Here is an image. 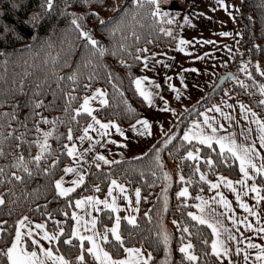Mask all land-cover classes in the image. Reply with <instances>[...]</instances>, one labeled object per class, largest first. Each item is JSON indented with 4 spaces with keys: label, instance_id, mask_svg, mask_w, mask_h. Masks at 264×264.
Here are the masks:
<instances>
[{
    "label": "trees",
    "instance_id": "obj_1",
    "mask_svg": "<svg viewBox=\"0 0 264 264\" xmlns=\"http://www.w3.org/2000/svg\"><path fill=\"white\" fill-rule=\"evenodd\" d=\"M40 2L0 0V24L12 29V33L6 34L7 38L0 42V52L4 53L0 55V149L4 152L0 156V168L5 170L0 176L4 181L0 183V194L6 201L0 206V225L6 230L0 248L11 240L17 220L23 214L32 220L43 221L49 228L61 225L66 234L61 240L67 238L72 225L69 210L74 198L90 191L93 185L100 188L98 193L101 194L110 179H118L131 192L135 187L140 190L136 224H129L124 218L120 221L125 246L147 248L153 256L149 264H161L165 249L159 241L167 233L170 259L178 264L181 254L177 249L181 246L182 233L173 221L181 227L189 226L190 231L199 232L202 238L211 241V229L192 221L187 213L195 210L198 194L208 191L209 182L216 175L231 179L240 175L237 159L226 150L221 154L215 143L212 148L196 141L190 145L181 135L189 120L199 116L203 106L224 95V92L217 93L224 83L179 115L143 154L117 160L119 163L99 162V168L91 162L85 182L68 197H60L54 185L70 161L64 148L65 144L72 142L66 138L68 131L72 129L74 139L90 118L86 113L75 116L82 97L95 86H101L106 90L108 103L97 109L98 119H111L120 126H128L140 119L147 105L135 88L134 78L143 72L142 55L159 50L173 53L180 23L176 17L171 24L160 21L151 15L153 6L147 3L138 6L134 0H123L108 15V0H53L51 11L41 16L40 27L23 23L33 13L44 11L39 7ZM73 19H77L82 30L99 42L103 55L86 43L80 35L81 29L72 24ZM238 19L242 49L250 50L251 61L261 59L264 63V0H248L245 6L242 5ZM101 20L106 23L100 24ZM162 28L165 31H161ZM167 30L172 32L171 36L165 34ZM142 49L147 51L142 52ZM138 56L140 59H136ZM249 71L247 81H243L246 82L244 87L239 82L229 90L248 103L264 122V105L260 104L264 100L260 91L264 86V75L255 69L253 63ZM69 76L75 79L70 80ZM69 96L76 99L69 101ZM38 103L40 107H36ZM45 119L49 123H44ZM48 132L51 135L47 138L50 148L45 154L46 159L39 168L34 163L28 164L33 175L29 177L22 170L13 168L18 155L22 154L26 161H31L40 152L38 144ZM196 148L200 149V159H184L186 150L195 152ZM209 158L213 160L212 165L207 164ZM54 161L58 162L56 167L49 168ZM169 161L184 175L188 197H177L176 191L182 182L175 176L171 187L164 190L165 166L174 173ZM160 164H163L162 168ZM195 166H199V172L195 171ZM45 168L49 169L47 175ZM12 172L21 175L23 180L11 178ZM201 174L206 177L204 181L200 180ZM189 180L191 183H187ZM256 183L264 195V177L257 176ZM111 221L110 211H101L97 219L99 231H105ZM183 235L185 243L190 239L196 245V253L202 257L198 264H219L215 256L202 255L204 251L210 253V245L206 248L195 235ZM109 239L112 240L110 236ZM73 245H79L77 238L73 239ZM104 246L112 252L109 245ZM52 247L59 248L61 254L76 264L78 247L63 243H54ZM85 258L91 259L87 253Z\"/></svg>",
    "mask_w": 264,
    "mask_h": 264
},
{
    "label": "snow or ice",
    "instance_id": "obj_2",
    "mask_svg": "<svg viewBox=\"0 0 264 264\" xmlns=\"http://www.w3.org/2000/svg\"><path fill=\"white\" fill-rule=\"evenodd\" d=\"M136 5H141L142 3H147L151 6H153V11L151 12V15L153 17L158 18L160 21L164 23L171 24L174 22L173 18H168L170 16V13L168 11L162 10L159 6V0H134ZM218 3L225 8L227 11L228 7L235 8L234 5L228 6L225 5L224 0H218ZM14 7H19V5H13ZM40 9H43V12L33 13L28 19L23 21L26 25H29L31 27H40L41 25V16L47 14L51 11L53 7V0H41L39 3ZM120 10L119 8L117 9ZM94 15L98 16L99 13H93ZM77 19H82L77 18ZM77 19L72 20V24L76 26V28L81 29L80 35L85 39L86 43L91 45L93 49H95L100 55H103V50L99 47V42L94 39L87 31L82 30L81 24L77 22ZM185 22H188L187 17H185ZM106 22L104 20L100 21V24L104 25ZM161 31H165L163 28ZM12 33V29L5 24H0V42H2L4 39L7 38L6 34ZM166 35L171 36L172 32L170 30H167ZM221 35H229V33H221ZM189 41H186L184 39H180L179 44L180 45H186ZM203 43H214V41H203ZM179 51H184L183 47H180L178 49ZM142 52H146L147 49H142ZM4 53L0 52V55H3ZM202 58V57H201ZM136 59H140V57H136ZM145 67H147V58H145ZM192 71H195V69H192ZM264 75V73H261ZM63 79V78H62ZM68 79L74 80V76H69ZM147 78H138L134 81V84L136 85V90L138 91L139 95L143 97V99L149 104V106L152 105V93L145 90L143 87L144 81ZM241 86L244 87L243 83L241 82ZM85 87H89L86 85ZM159 87V85H157ZM173 91H176L178 93V90L173 88ZM261 94L264 95V86L260 89ZM106 96V93L101 91L100 89H97L91 97H85L83 104H81L80 108L75 110V116L81 115V113H86L88 116L92 118L93 123H89L87 127L84 129V134L79 136L77 139H79L81 142L88 140L91 141L92 137L88 135L89 129L99 131L98 129L94 128V125H99L100 129H103L105 131L100 132L101 136L107 135V130L109 128H115L120 135H123V132L120 130L118 125L112 123L111 121L108 123H101L94 115H93V109L90 107V101L96 100L97 98L100 99L101 105H107L108 101L107 99H104L103 97ZM76 99L75 97L69 96V101ZM260 104L264 105V100L260 101ZM41 105L38 103L36 104V107H40ZM231 107V105H229ZM244 105H241V108H244ZM164 111H168L169 109L165 107L163 109ZM217 111L220 112L221 109L218 106H214L213 109H209V111ZM250 111V109H249ZM252 115L255 117V113L253 112ZM75 116L73 119H75ZM228 119L229 117H225ZM44 123H49L46 119L43 121ZM259 126V131L261 132V135L259 137L260 140V146L264 148V122H261L259 119H256L254 121ZM55 123V122H53ZM138 124L142 125L143 131L140 132L141 135H144L147 133L148 135H151V125L147 119L139 120L137 121ZM205 124H208V117H205L204 120ZM211 127V125H208ZM135 130L136 126H132ZM219 127H223V125H220ZM200 129L199 123H194L192 128H190L187 132L183 135V140L187 141L188 144H192V142L195 140L200 145H206L208 148H212V140L213 137L207 136L203 134V131H195ZM216 128H212V132H216ZM251 131V129H249ZM51 135L50 132L44 133V140L43 142L38 144V147L40 148V152L32 157L31 161H26L24 155H18L16 158L15 163L12 164L13 168H16L18 170H22L24 173H26L29 177L33 175L32 170L28 167L29 163H34L37 168L41 166L42 161L46 159L45 154L49 152L50 146L47 143V138ZM67 140L72 141L73 135H72V129H69L67 134ZM171 139V138H170ZM225 138H220L216 141L220 145V151L221 154L225 152V150L230 153L233 157L238 159L240 161V167L239 171L243 174V179L237 181L236 183L241 185V191H243V195L247 196L248 191H251L252 193H255L254 199H256L257 205L264 201V195H261V189L256 186L255 183H253L251 186L247 184L248 180H252L253 176L250 175V169L257 175L264 177V162L257 165L253 162L254 155H258L255 153V147L254 145H251L249 147H244L241 149V152L238 154L235 143L232 142L231 147H227L224 144ZM110 143H115V141H109ZM170 142V141H169ZM126 146V145H121ZM19 147V145H17ZM64 148L66 150V154L69 157H73L77 160L78 165V158H82L83 153L78 152L76 145L72 144L69 146L68 144L64 145ZM87 151H91V148L87 149ZM200 149L196 148L195 152L193 150H186V156L184 159L187 160H198L200 159ZM4 152L3 149H0V156H3ZM140 157H137L139 159ZM96 161H103L104 164L109 163H119V161H109L105 158L103 155H96L94 157ZM58 162L54 161L49 168L56 167V164ZM208 165L213 164V160L209 158L207 160ZM96 167L99 168L100 164L97 163ZM160 167H163V164H160ZM49 169L45 168L44 173L47 175ZM195 171L199 172L200 168L199 166H195ZM63 172L65 175L73 174L75 173L78 177V179H74L71 181V184L73 187H64V184L66 181L64 180V177L62 176L59 180L55 181V189L57 190V195L60 197H68L70 193L74 192L77 187H79L81 184L84 183V175L78 171V167H66L63 169ZM5 173L4 168H0V176H3ZM11 178L22 181L23 177L21 175H18L16 172L11 173ZM165 179H170L167 173H165ZM181 182H185L184 175H180L179 177ZM206 179L204 174L200 175V180L204 181ZM220 183H224L225 187L229 188L233 193H236V201L239 203V207L242 208L246 213H248L250 216H256L259 217V214L254 211L252 207H249L247 203H244L241 201V195L237 191V189L233 186V181L227 180L225 177L221 176L219 177ZM3 180H0V183H3ZM187 183H191V181H187ZM220 183H211L212 189H218L220 187ZM115 189H118L121 193H124L126 189L122 184H118L116 180L111 181V186L108 189L107 197H112L111 203H109L108 198L106 197L104 200H100L98 198H94L92 196L86 197L82 200H76L75 201V207L76 208H82L86 204H90L93 208H95L96 211H102L103 209L97 207L98 205H103L106 209H111L113 212H119L120 209L116 206V198L113 197V191ZM247 189V190H245ZM96 191H100V188L97 187L95 189ZM137 197V204L139 203V197H140V190L137 189L135 193ZM189 195L188 189L183 188L178 194L177 197H187ZM217 195L220 196L219 203L223 205L225 209H227L228 212L232 211L231 203L224 197L222 193H217ZM196 199H200V197H197ZM215 198H213L214 200ZM6 203L4 195L0 194V206L4 205ZM129 203H131L129 201ZM204 204H207V201L203 202ZM71 206V204L69 205ZM201 212L204 211V208H200ZM135 211H138V209H135ZM215 211V210H213ZM67 215V213H65ZM223 215V213H221ZM187 216L191 218L192 221H196L199 225H206L208 228L212 230V236L215 237V239H212L209 241L206 238H202L199 232L193 233L190 231L189 226L181 227L180 224H178L177 221H173V224L177 225V228L179 231H181L182 235L180 237L181 246L177 249V251L181 254V259L178 262V264H198V262L201 260V255H198L196 253V245L192 243V241L189 239L187 243L184 242L185 237L184 233H187L189 237L195 235L196 239L200 242H202L206 248L210 245V253L208 251H204L202 253L203 256L212 255L215 256L216 259L219 261V264H223L224 258H229L230 253L233 251L231 247L228 245V241H237V237L229 232V235L227 236L226 240L221 239V228H223V224L221 221L217 220L215 223H212L209 219H206L203 215H196L192 212H188ZM72 218L77 221V224L79 225L81 222V217L77 216L76 213H72ZM125 220L129 224L135 225L136 219L134 216L132 217H124ZM120 220L121 218L119 216L115 217V225L114 227L110 229H106L103 235H101L98 232H95V224L96 220H91V229H85L86 231H93V235L91 236H83L79 234V229L77 228L74 231H71L67 234V238L61 240V237H64L66 234L64 230L61 228L59 233L57 234H50L47 230H45V225L41 223H36L34 225L35 229L40 230L39 232L34 233L32 224L33 222L29 220V217L25 216L23 219L17 221V227L14 229V235L12 236L11 240L6 244L5 247L0 248V264H73V261L69 258H66L64 254L57 255L56 252H59V248H56V252H54L53 247L49 246L47 248L44 247V245L41 243V240L48 241L51 245L53 242L59 244L63 243L65 245L78 247L80 254L76 256L75 261L76 264H85V254L87 253L90 255L95 262V264H149V261L153 259L152 253H147V256L145 257L144 251L142 248H136V247H126L125 246V240L122 238L120 233ZM27 221V223H25ZM6 223V222H5ZM59 223V222H57ZM233 223H236V220L233 219ZM241 224H245L247 229L251 230L253 228L251 223H247V217H245L244 220L240 221ZM260 223L259 218H257V224ZM219 225V227H218ZM194 227V225H193ZM24 229V231H22ZM225 232H228V229H223ZM257 231L264 232V227H261L259 229H256ZM6 230L2 225H0V242H3V233ZM109 233L112 236V240L109 239ZM36 236H39L40 239H37ZM97 237H99V242ZM78 238L79 239V245L75 246L73 245V239ZM87 240L91 247H85L84 241ZM160 243L164 245L165 249V259L161 261V264H177V262H174L170 259L171 257V249H170V237L167 233L163 234V236L160 238ZM239 242V241H238ZM102 245H109L112 249V252L105 250V248ZM248 248H258L259 252L255 256L256 261L264 262V246L249 243L247 245ZM243 250L239 247H236L234 249V254L239 256ZM122 253L123 258H121ZM243 259L245 261V264L250 259V256L248 254L243 255ZM228 264H233V261L229 258Z\"/></svg>",
    "mask_w": 264,
    "mask_h": 264
},
{
    "label": "rangeland",
    "instance_id": "obj_3",
    "mask_svg": "<svg viewBox=\"0 0 264 264\" xmlns=\"http://www.w3.org/2000/svg\"><path fill=\"white\" fill-rule=\"evenodd\" d=\"M122 1L123 0H108L106 14L112 13ZM224 3L228 6L234 5L235 8L228 7L226 11L225 8L218 3V0H159L160 8L170 13L168 18L176 17L179 21L181 20L178 40L173 53L159 50L143 54L141 58V69L146 73V76L137 77L139 76L137 75L135 77L136 79L147 78L144 81L143 87L146 91L152 93V104H155L154 113L159 117L172 114L177 116L175 118H178L183 112H186L188 109L194 107L196 103L200 102L203 97L209 95V91L214 87L218 77L225 72L222 71L223 65H227L229 67L228 71H233L235 76L227 79L223 86L217 90V93L229 90L234 83H246L243 81H247L248 75L250 74L249 66L251 63H253L257 71L264 73L263 61L261 59L251 61L250 50H243L241 46L242 32L238 16L241 12L243 0H224ZM185 17H187L188 22H185ZM221 33H229V35L225 36L221 35ZM180 39L189 41V43L180 45ZM203 41H214V43L205 44ZM180 47H183L184 51H179L178 49ZM145 58H147V67L144 66ZM192 69H195V71H192ZM135 78L134 81L136 80ZM157 85H159V87H157ZM173 88L177 89L178 93L173 91ZM97 89L106 93L103 87L95 86L82 97L79 108L81 104H83L84 98L91 97ZM103 98L107 99V96ZM100 99L101 98H97L96 100L90 101V107L94 110L93 115L96 118L97 110L95 108ZM146 105L148 109L149 104L147 102ZM165 107L169 110L164 111L163 109ZM96 127L97 125L94 126V128ZM99 140L92 144L90 147L91 151H88L87 156L78 158V165L77 160L74 158L71 160L70 157V161L65 166V168L69 166L78 167V171L84 175V182L90 163L94 162L97 164L103 162L96 161L94 159L96 155H103L109 161H117L123 159L124 156L127 157L133 154L132 151L126 153L120 151L116 153L119 150V143L117 144L118 148H112L111 144L107 145ZM114 150L115 152L112 153ZM77 151L80 152V149L77 148ZM169 163H171L174 173L165 166L163 176L164 190H168L171 187L174 176L177 180H180L179 177L181 175V173L174 168L173 163L170 161ZM165 173L168 174L170 179H165ZM62 176L66 181L64 187H73L71 181L78 179L75 173L65 175L64 172H62L56 180H59ZM112 180H116L118 184H122L126 191L124 193H121L118 189L113 191V197L116 198V206L120 209L119 212L106 209L102 204L97 206L103 210H109L112 214V221L107 229L114 227L116 216H119L121 219L124 217H135V209H137L138 206L135 193L138 188L135 187L133 192H131L124 182L118 179H110L101 194L95 190L97 188L96 185H93L90 191L83 192L74 198L69 214L72 218V213L75 212L76 215L82 219L78 225L77 221L72 218L71 231L78 228L80 235L91 236L93 235V231H86L85 229H91V220L95 219L96 224L94 231L103 235L105 231L100 232L97 226V219L101 211H96L90 204H86L82 208H76L75 201L85 199L89 196L104 200L107 197ZM183 188L188 189V185L185 182L181 183L176 193L178 194ZM107 198L109 203H111L112 197ZM129 201L131 203H129ZM25 216L27 215H21L17 221L23 219ZM29 220L33 222L32 227L34 233L40 231L34 228L36 223L44 224L45 230L50 234H57L61 228L63 229L61 225L55 228H49L43 221H35L30 217ZM25 223H27V221ZM17 226L16 223V227ZM22 231H24V229H22ZM109 236L112 238L110 233ZM36 238L40 239L39 236H36ZM97 239L99 242V237H97ZM41 243L47 248L49 246L52 247L55 242L50 245L48 241L41 240ZM84 245L85 247H91L87 240L84 241ZM102 246L107 250L104 245ZM126 247L142 248L145 257L147 253L150 252L147 248L140 246ZM53 250L56 252L54 248ZM56 254L60 255L61 253L56 252ZM123 255L122 253L121 258H123ZM90 258L91 259L85 258V264H94L91 256ZM49 264H51V262H49ZM261 264H264V262Z\"/></svg>",
    "mask_w": 264,
    "mask_h": 264
},
{
    "label": "crops",
    "instance_id": "obj_4",
    "mask_svg": "<svg viewBox=\"0 0 264 264\" xmlns=\"http://www.w3.org/2000/svg\"><path fill=\"white\" fill-rule=\"evenodd\" d=\"M181 24V20L179 21ZM151 53V52H149ZM148 54V53H147ZM229 67L227 65L222 66V71H227ZM146 73L143 71L139 76H146ZM136 79V78H135ZM152 84V83H151ZM150 85V84H149ZM136 88V85H135ZM138 92V91H137ZM96 110L102 106L100 101L96 104ZM231 105V107H229ZM241 105H244V108H241ZM214 106H218L221 111H209V109H213ZM155 104L148 107L147 112L137 121L147 119L151 125V135L145 133L141 135L140 132L143 131L142 125L138 124L137 121L128 125V126H120L114 120L106 119L101 120V123L112 122L120 128L123 132V135H120L116 131L115 128H109L107 130V135L101 136L100 132L105 130L100 129L99 125L95 129L99 131H95L89 129L88 135L92 137L91 141L85 140L81 142L77 139L79 136L84 134V129L87 127L89 123H92V118L90 117L81 131L77 134V136L70 142L68 145L75 144L76 148L80 149V152L83 153V156H87L88 151L92 144L100 140L102 143L110 145L112 148H118L117 144L119 143V150L123 153L128 151H132L133 154L127 157H136L143 154L158 138H160L175 122L177 116L174 115H164L159 117L154 113ZM250 109V111H249ZM95 110V111H96ZM255 113V117L252 113ZM205 117H208V124L204 123ZM225 117H229L226 119ZM259 119L261 122V117L257 114L255 110L251 108V106L246 103L242 98L230 92V90H225L224 95L218 99L214 100L205 106H203L200 110L199 116L196 118H192L186 124V126L182 129L181 135L183 137L184 133L187 132L190 128H192L194 123L200 124V129L195 131H203L204 135L213 137L212 143H215L216 146L220 149V145L216 143L220 138L224 139V144L227 147L232 146V142L235 143L238 154L241 152V149L244 147H249L254 145L255 153L258 155H254L253 162L259 165L264 162V148L260 146L259 137L261 132L259 131V126L254 121ZM211 125L209 127L208 125ZM133 125L136 126L135 130L133 129ZM223 125V127H219ZM95 126V125H94ZM212 128H216V132H212ZM251 129V131H249ZM97 139V140H96ZM109 141H115V143H110ZM195 141V140H194ZM197 142V141H196ZM126 145V146H121ZM112 151V153H114ZM82 156V157H83ZM124 156V158H127ZM73 157H71L72 160ZM238 165L240 167V161L237 159ZM250 175L253 176L252 180H248L247 184L251 186L253 183L259 188L256 183L257 175L250 169ZM225 177L227 180L233 181V186L237 189V191L241 195V201L247 203L249 207H252L254 211L259 214V217L250 216L246 213L242 208L239 207V203L236 201V193H233L229 188L225 187L224 183H220L219 177ZM243 179V174L240 172V175L237 179H231L224 175L218 174L209 182L208 191L204 194H198L195 202V210L192 212L198 216L203 215L206 219H209L212 223H215L217 220L221 221L223 224V228H221V239L227 238L229 232L237 237V241H228V245L233 250L229 258L233 261V264H245L243 259V255L246 253L250 256L247 264H261V261H256L255 256L259 252L258 248H248L247 245L249 243L257 244L264 246V232L257 231L261 227H264V201H261L258 205L256 203L255 193L248 191V195H243V191H241V185L236 183L237 181ZM211 183H220V187L218 189H212ZM247 190V189H245ZM217 193H222L224 197L231 203L232 211L228 212L227 209L223 207L222 204L219 203L220 196ZM262 195V194H261ZM213 198H215L213 200ZM207 201V204L203 202ZM203 207L204 211L201 212L200 208ZM215 210V211H213ZM223 213V215H221ZM247 217V223H251L253 228L251 230L247 229L245 224H241L240 221L244 220ZM257 218H259L260 223L257 224ZM233 219L236 220V223H233ZM219 227V225H218ZM228 229V232H225L223 229ZM212 232V230H211ZM212 239H215L212 236ZM239 241V242H238ZM239 247L243 250L241 255L237 256L234 254V249ZM229 258H224L223 264H228Z\"/></svg>",
    "mask_w": 264,
    "mask_h": 264
},
{
    "label": "water",
    "instance_id": "obj_5",
    "mask_svg": "<svg viewBox=\"0 0 264 264\" xmlns=\"http://www.w3.org/2000/svg\"><path fill=\"white\" fill-rule=\"evenodd\" d=\"M247 2H248V0H243V6H245L246 4H247ZM235 76V74L233 73V71H225L224 73H222L219 77H218V79H217V81H216V83H215V85H214V87H212L211 89H210V93L211 92H213L214 90H216L218 87H220L227 79H229V78H233Z\"/></svg>",
    "mask_w": 264,
    "mask_h": 264
}]
</instances>
